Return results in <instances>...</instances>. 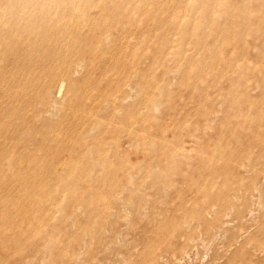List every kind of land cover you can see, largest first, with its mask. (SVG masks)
<instances>
[{
    "label": "rangeland",
    "instance_id": "rangeland-1",
    "mask_svg": "<svg viewBox=\"0 0 264 264\" xmlns=\"http://www.w3.org/2000/svg\"><path fill=\"white\" fill-rule=\"evenodd\" d=\"M12 1L15 6L0 0V29H10L7 20L12 18L17 30L26 26L19 32L28 33L0 31V72L12 78L17 65L26 62L33 65L25 72L29 80L49 70L56 75L43 81L40 74V80L32 81L39 88L53 84L65 71L60 72L62 61L48 59L61 23L50 18L44 29L32 28L27 19L31 15L44 21L41 16L52 8L47 7L51 0ZM60 2L50 17L67 14V8L80 11L77 6L73 11L69 0ZM218 2L225 3L227 12L217 8ZM85 4L80 13H87V19H72L80 36L86 35L87 20L95 22V32L107 35L74 39L94 49L85 52L87 63L75 68L70 80L87 95L76 99L77 89L65 88L62 81L60 92L49 87L48 110L40 104L23 107L25 125L11 112L7 121L0 120V140L11 146L10 158L0 164L2 193L16 198L8 168L15 157L39 152L37 148H43L40 156L56 160L58 168L46 178L53 184L59 175L61 185L53 184L56 189L43 196L51 210L40 219L42 228L29 225L22 214L30 218V207L8 208L12 224L0 229V264H264V20L253 18L264 15V0ZM184 4L195 7L174 24L168 8ZM235 6L238 10L230 15ZM242 13L252 18L238 20ZM223 29L234 32L220 35ZM35 38L37 48L24 49ZM41 57L43 63L34 62ZM100 93L109 96L110 107L103 105ZM56 102L67 111L56 114ZM57 144L68 148L50 150ZM91 145L103 150L108 166L92 163L98 155L88 152ZM30 163L25 166L33 167ZM152 167L161 173L151 172Z\"/></svg>",
    "mask_w": 264,
    "mask_h": 264
},
{
    "label": "bare ground",
    "instance_id": "bare-ground-1",
    "mask_svg": "<svg viewBox=\"0 0 264 264\" xmlns=\"http://www.w3.org/2000/svg\"><path fill=\"white\" fill-rule=\"evenodd\" d=\"M61 0H51L49 1V4L50 6H47V7H52L49 11H45V13L41 16L43 18L44 21L40 22L39 21V18H34V16H31V15H28L27 19H29L31 21V24L30 26L32 28H39V27H42L44 29L45 26H47V20H50V18L53 20V23H57L60 25L61 23V29L57 30L56 31V34L57 37L55 39V41L51 42V44L54 46V48L51 50V56L48 58V59H54V62L57 63V61H62L63 62V66L61 67V71L62 70H65L63 71L61 74L59 73V76H57V78L55 79V82L53 84H42L39 88V84L38 83H34L32 80L34 79H37V80H40V74L42 77H44L45 79L43 81H47L49 77H53L55 76L56 74L53 72V71H45L43 70L42 73L41 71L38 72L39 75H35V76H32L30 78V80L27 78V76H25V72L26 71H30V68L33 66L31 65V67L29 65L25 63H20L19 65H17L16 67V74L13 73L12 74V78H11V74H7L6 72L3 73V72H0V120L2 122H5L7 121L5 119V117L7 115L10 114L11 112V116L13 119H17V121H19V119H21L19 121L20 124H24L25 125V120H24V114H23V109L26 108L27 106H31V105H35V104H40V105H43L44 109H49L50 105V99H49V87L51 85H53L54 87V91L56 89H58L57 92H60L63 88L62 86L64 87V84H65V88L67 86V88H76L77 90H75V96H76V99H77V96L78 97H82V95H87L84 93V89H83V94L81 95V92L80 90L82 89H79L78 87L76 86H71V83L72 81L71 80V77L74 75V70H76L75 68H77L78 66H84L86 63H87V60H88V57L85 55V52H88V53H92V51L94 50L93 47L91 45H89L88 42H84V41H80L81 43H76L74 42V39L75 37L79 38V39H85V38H90L92 40H97V39H107V35H105L104 37L101 36V32H95L94 31V26H95V22H92L91 20H87L86 22H89L86 25V28L84 30H86L84 32L85 37H82L80 36V33L81 31L78 29H76V23L72 21L73 18H78V19H81L83 21H85L87 19V13H80V11L84 10V6L83 4H85V1L86 0H69L71 1L72 3V6L73 7V11L75 10V7L77 6L78 9H80V11H78L77 13L78 14H74V12H72L70 9L67 8L68 10V13L67 14H64V15H60L58 17L56 16H52L50 17V15H52L54 12L57 14V8H59L60 6V2ZM63 1V0H62ZM254 1V0H253ZM60 2V3H59ZM238 2V0H237ZM10 3L12 4V6H15L13 5V1L10 0ZM65 3V2H64ZM70 3V4H71ZM178 3V2H177ZM182 3V2H181ZM206 3V2H205ZM86 5V4H85ZM222 5L223 6H220V2H218V6L217 8H223L225 9V11L227 12V9L225 8V3L222 2ZM211 6V5H209ZM209 6H206L204 7V4L202 5V7L204 8H208ZM192 7H195L194 5H189V4H184V5H179V6H170L168 8V13H167V17L169 20H174V24L178 23L180 21V19L182 20H185V10L188 9V8H192ZM238 10L239 7L235 6L233 8H230V11L228 13H230V15H232L234 13V11ZM252 8V6H251ZM77 9V10H78ZM96 9V8H95ZM244 9V8H242ZM217 9H214L213 11H216ZM257 11V10H256ZM91 13V12H90ZM201 13V12H200ZM252 13V12H251ZM254 14V12L252 13ZM202 15V14H201ZM259 15V18L257 15H255V17L253 16V18H255L256 20H264V15L263 14H258ZM219 16V14H218ZM245 18V21L247 22L249 20V18H252L250 15H246L245 13H242V14H237V18L238 20H241V18ZM68 20H65L67 19ZM187 18V17H186ZM222 18V17H221ZM189 19V18H188ZM220 19V18H219ZM64 20V21H62ZM10 22V29L8 30H1V33L2 34H6V33H9L11 35H22L23 34H27L28 32L25 31V32H19L20 29H24L26 26H23L22 28L18 29L15 27V20H13L12 18L10 20H7ZM231 23H228L226 24L227 26H233V25H230ZM50 25V24H49ZM54 25V24H53ZM81 27V26H80ZM198 27V26H197ZM239 27V26H238ZM78 28V27H77ZM82 29V28H81ZM252 31H254V28L252 27L251 28ZM34 31V30H32ZM256 31V30H255ZM254 31V32H255ZM35 33L36 32H40V31H34ZM233 30L231 29H223L220 31V35H227V36H231L233 34ZM252 33V32H251ZM46 37H47V34H45ZM111 36V35H110ZM45 37V38H46ZM111 38V37H110ZM219 39V38H218ZM234 39V38H233ZM57 40H60V41H66L67 43L69 44H65V43H62L61 46H59V41ZM77 41V40H76ZM5 43V41H4ZM240 43V42H239ZM38 45V39L35 38V39H32V41L30 42V45H27L26 47H24V49H35L37 48ZM220 44L224 45L222 43V40L220 42ZM7 45V44H6ZM4 45V46H6ZM3 46V47H4ZM90 46V47H89ZM226 47V46H225ZM224 47V49H225ZM236 47V46H235ZM222 48V47H221ZM220 48V49H221ZM256 48V46H255ZM93 49V50H92ZM21 50H23V48L21 47ZM70 50V53H68V51ZM84 52V55H81L79 54V52L81 51ZM223 50V49H222ZM254 50V49H253ZM252 50V52H253ZM22 53V51H20ZM58 52V53H57ZM67 52V55L65 54ZM26 53V52H25ZM24 53V54H25ZM61 53H64L63 55H61ZM23 54V53H22ZM20 54L19 56L20 57H23V55ZM190 54V53H189ZM176 55V54H175ZM25 57H27V54L24 55ZM106 56V55H105ZM115 55H112L111 56V59L115 58L113 57ZM113 57V58H112ZM105 58V57H104ZM37 60V62H35ZM110 60V59H108ZM117 60V59H116ZM115 60V61H116ZM35 63H43V57H41V59L38 61V59H35L34 60ZM110 62V61H109ZM112 64V62H111ZM182 64V63H181ZM110 65V64H109ZM59 66V65H58ZM29 68V69H28ZM109 68L111 69L112 67L109 66ZM90 69V68H89ZM92 69V68H91ZM33 70V69H32ZM79 70V69H78ZM174 70V69H173ZM34 71V70H33ZM81 71V70H80ZM83 72V71H82ZM108 74V70L107 72H105ZM105 73L104 76H105ZM110 73V72H109ZM58 74V73H57ZM102 75V74H100ZM104 76H102L104 78ZM107 79H113V78H109L111 76H108L107 75ZM135 77V76H134ZM106 78V76H105ZM100 79H102L100 77ZM133 79V78H132ZM108 80V81H110ZM65 82L63 84V82ZM91 81V80H90ZM107 81V80H106ZM68 82V83H67ZM82 82V81H81ZM80 82V83H81ZM84 82V81H83ZM112 83V81H110ZM78 83V82H77ZM84 83H87V82H84ZM109 83V82H107ZM82 85V84H81ZM85 85V84H84ZM82 85V86H84ZM111 85V84H110ZM44 86V87H43ZM79 86V85H78ZM86 86V85H85ZM84 86V87H85ZM127 86V85H126ZM131 86V85H130ZM128 87V86H127ZM65 88H64V91H65ZM82 88V87H81ZM143 89L140 87V90ZM51 90V91H53ZM68 90V89H67ZM71 90V89H70ZM134 90V89H133ZM136 90V89H135ZM3 91H6L7 93H5V99L3 98V94L2 92ZM74 91V89H73ZM131 91V90H130ZM139 91V90H138ZM142 92V90L140 91V93ZM159 92V91H158ZM53 93V92H52ZM67 93V92H66ZM139 93V92H138ZM69 94V93H68ZM71 94V93H70ZM73 94V93H72ZM107 94V93H106ZM100 95H105V94H101ZM110 95V94H109ZM224 95V94H223ZM56 96V95H55ZM70 96V95H69ZM21 97V98H19ZM74 97V96H72ZM73 99V98H72ZM100 99V98H99ZM102 99V102L104 103L103 105L107 106L109 103H110V99H109V96L108 95H105L103 96ZM228 99V98H227ZM61 100H64L61 99ZM86 100V99H85ZM113 100V99H112ZM157 100V98H156ZM158 100H161V99H158ZM37 101V102H36ZM54 101V100H53ZM52 101V102H53ZM81 101V100H80ZM125 101V100H124ZM153 102V100H151ZM155 101V100H154ZM63 102V101H62ZM151 102V103H152ZM157 101H155L156 103ZM161 102V101H160ZM227 102V101H226ZM58 102H56L57 104ZM60 103V102H59ZM58 105H56V108H55V111L57 110L56 114L61 112L63 113L64 111L66 112L67 111V107H65V104L64 103H60ZM70 103V102H69ZM77 103V102H76ZM80 103V102H79ZM124 103V102H123ZM150 103V104H151ZM154 103V102H153ZM74 104V102H73ZM107 104V105H106ZM157 104V103H156ZM165 104V103H164ZM55 104H51L52 107H54ZM159 105V104H158ZM157 105V106H158ZM101 106V105H100ZM24 107V108H23ZM69 107V106H68ZM109 107H110V104H109ZM109 107L107 109H109ZM51 109V108H50ZM54 109H53V112H55ZM123 111V110H122ZM162 111V110H161ZM51 112V111H50ZM72 113V112H71ZM70 113V114H71ZM74 115L77 116V113L76 112H73ZM161 113V112H160ZM65 114V113H64ZM67 114V113H66ZM121 114V113H120ZM61 115V114H60ZM63 115V114H62ZM74 118V116H73ZM78 118V117H77ZM72 120V119H71ZM70 120V122H71ZM75 120V119H73ZM110 120V119H109ZM213 120V119H212ZM59 122V121H57ZM18 123V122H17ZM96 123V122H95ZM102 123V122H101ZM212 123V122H211ZM209 124V123H208ZM99 125V123H98ZM98 125H96V127H99ZM119 125V124H118ZM137 125V124H136ZM135 127V126H134ZM207 127V125H206ZM109 128V127H108ZM210 128V127H209ZM61 129V128H60ZM95 129V128H94ZM93 129V130H94ZM65 130V129H64ZM203 130V129H202ZM11 131V128H8L6 129L5 132H10ZM66 131V130H65ZM206 131V130H205ZM62 133V131H61ZM65 134V132H64ZM56 135V133H55ZM60 136V134H59ZM58 136V137H59ZM257 136V134H256ZM259 136V134H258ZM257 136V137H258ZM261 137H264V134H261L260 135ZM259 136V137H260ZM55 137V136H54ZM195 137V136H194ZM255 137V138H257ZM57 138V137H56ZM196 139V138H195ZM199 139V138H198ZM88 140V139H87ZM146 140V139H145ZM201 140V138H200ZM258 140V138L256 139ZM260 140V138H259ZM51 141V140H50ZM149 141V140H148ZM151 141V140H150ZM61 142V141H59ZM139 142V141H138ZM155 142V141H153ZM46 143V142H45ZM65 143V142H64ZM112 143V142H111ZM148 143V142H147ZM200 143V141H199ZM264 143V142H263ZM21 144V143H20ZM62 144V143H61ZM67 144V142H66ZM106 144V143H105ZM108 144V143H107ZM106 144V145H107ZM153 143L149 142L148 145H152ZM157 144H158V141H157ZM162 144V143H161ZM60 145V144H59ZM59 145H55L53 147V149H50V148H46V149H50L52 151L56 150ZM139 145V144H138ZM146 145V144H145ZM154 145V144H153ZM160 145V143H159ZM63 148L66 147L68 148V145L66 146H63L61 145ZM92 147H94L93 145H91ZM89 146V147H91ZM200 146V145H199ZM47 147H50V146H47ZM88 147V146H87ZM88 147V148H89ZM11 148V146H7L6 143H2L1 140H0V164H2L4 161H7L9 158L6 157L8 155V151L9 149ZM63 148H60L59 147V150H63ZM103 148V146H102ZM122 148V147H121ZM120 148V149H121ZM15 149V148H14ZM13 149V150H14ZM38 151H42L43 148H37ZM96 149L95 147L94 148H89L88 149V152L90 154H93L95 152L97 156V158H94V160L92 161V163H94V165H100V166H103V167H106L108 166V162L109 160L106 158L107 156L104 157V155H102V151L103 150H95ZM132 149V148H131ZM130 149V150H131ZM181 149V148H180ZM195 149V148H194ZM255 149V148H254ZM60 150V151H61ZM185 150V149H184ZM237 150V149H236ZM35 151V149H34ZM35 152V153H31V155H29L27 153V155H18L17 157L14 158V160L12 161V164L11 166L8 168V174H10V179L12 180V183H14L15 185V196L16 198L12 199V200H9L7 198V196L5 194H3V188L1 187V185L5 182L4 179H1V176L5 173H0V189H1V192H0V215H1V223H0V229L4 226H9L10 224H12V220H11V213L9 212L8 208H10V206H14L15 204H18L19 206H23V207H30V212H31V215H30V218H29V213L28 214H24L22 213L25 217H27L30 221L29 225H33L32 223H34V226L35 228L37 227H40V219L43 218L44 216H46L49 212H50V208L46 205V200L43 198V196H47L48 193L52 192L51 189L54 188V190L56 189L55 186L57 184V186H61L60 183H58V181H56L57 179H59L60 181V178H59V175L57 176L56 175V178L57 179H54V183L53 184H56V185H53L50 181L49 178H46V174L48 173L49 174V171H52V170H55L57 169L54 165H53V161L55 159H49L47 160L45 157H44V154L43 156L41 155L40 156V153L41 152ZM178 151V150H177ZM194 151V150H193ZM88 153V154H89ZM217 153V152H216ZM15 154V153H13ZM101 154V155H100ZM147 154V153H146ZM176 154V153H175ZM181 154V153H180ZM99 155L101 156V158H98ZM117 155V154H116ZM190 155V154H189ZM216 155V154H215ZM253 155V154H252ZM15 156V155H14ZM187 156V155H186ZM178 157V156H176ZM13 158V156H12ZM184 158V157H183ZM190 158V157H189ZM18 159V160H17ZM58 159V158H57ZM92 159V158H91ZM155 159V158H154ZM157 159V158H156ZM65 160V159H64ZM63 160V161H64ZM29 161L33 162L34 166L31 167V166H25V164ZM56 161V160H55ZM66 161H69V160H66ZM152 161V160H151ZM144 162V161H143ZM156 162V161H155ZM140 163V162H139ZM31 164V163H30ZM56 164V163H54ZM65 164V163H64ZM63 164V165H64ZM69 164V162H68ZM154 165V163H152ZM151 164V165H152ZM158 164V163H157ZM9 165V163H8ZM27 165V164H26ZM58 164H56L57 166ZM93 165V167H95ZM7 166V165H6ZM62 166V165H61ZM135 166V165H134ZM133 166V167H134ZM159 166V165H158ZM65 167V166H64ZM156 167V166H154ZM64 169V168H63ZM245 169V168H244ZM148 170H150V168H148ZM158 170V169H157ZM157 170H155V168H151V172L153 171L155 174L157 173L159 175V173L161 172H157ZM56 171V170H55ZM153 175V174H152ZM62 176V175H60ZM149 176V175H148ZM52 177V176H51ZM72 177V176H71ZM70 177V179H71ZM161 177V176H160ZM159 177V179H160ZM53 178V177H52ZM221 178V177H220ZM229 179V178H228ZM248 179V178H247ZM2 180V181H1ZM263 182V181H262ZM261 182V183H262ZM74 183V182H73ZM73 183L70 184V187L73 185ZM63 185V184H62ZM260 186V185H259ZM8 189V187H6ZM59 188V187H58ZM257 189V188H256ZM68 191V190H67ZM137 192V191H136ZM259 193V192H258ZM257 193V194H258ZM68 194V193H67ZM66 194V195H67ZM136 194V193H135ZM241 194V193H240ZM262 194V193H261ZM117 195V194H116ZM119 197V196H118ZM264 198V196H263ZM124 199V198H123ZM53 200V199H52ZM60 200V199H59ZM118 200V199H117ZM126 200V199H125ZM129 200V199H128ZM48 201V200H47ZM120 201V199L118 200ZM130 201V200H129ZM128 201V202H129ZM124 202V201H122ZM127 202V201H126ZM126 202H124L123 204L126 206ZM204 202V200H203ZM259 202V201H258ZM80 203V202H79ZM91 203V202H90ZM190 203V202H189ZM81 204V203H80ZM122 204V203H121ZM128 204V203H127ZM62 205V204H61ZM70 205V204H69ZM131 206V204H129ZM76 206V205H75ZM123 206V205H122ZM129 206V207H130ZM78 208V206L76 207ZM62 209V208H61ZM74 209V208H73ZM21 210H23L21 208ZM79 210V209H77ZM101 210V209H100ZM24 211V210H23ZM59 212V211H58ZM61 212V211H60ZM75 213V212H74ZM84 214V213H83ZM74 217V216H72ZM55 218V217H54ZM264 218V217H263ZM72 219V218H71ZM21 224V223H20ZM80 224V223H79ZM96 224V223H95ZM98 224V223H97ZM189 225V224H187ZM32 226V227H34ZM74 226V224H73ZM94 226V225H93ZM29 227V226H28ZM44 227V226H42ZM40 227V228H42ZM222 227V226H221ZM89 228V227H88ZM10 229V228H9ZM96 229V228H95ZM39 230V229H37ZM41 230V229H40ZM87 230V229H86ZM98 230V229H97ZM2 231V230H1ZM89 231V230H88ZM87 232V231H86ZM44 236V235H43ZM42 237V236H41ZM54 237V236H53ZM49 238V237H48ZM51 238V237H50ZM53 239V238H52ZM57 243V242H56ZM46 246V245H45Z\"/></svg>",
    "mask_w": 264,
    "mask_h": 264
}]
</instances>
